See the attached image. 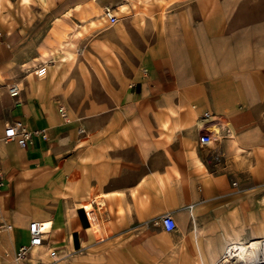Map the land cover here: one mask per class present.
<instances>
[{
  "label": "crops",
  "instance_id": "crops-1",
  "mask_svg": "<svg viewBox=\"0 0 264 264\" xmlns=\"http://www.w3.org/2000/svg\"><path fill=\"white\" fill-rule=\"evenodd\" d=\"M92 1L100 10L102 6L129 3ZM191 6L195 13L188 20L194 18L195 23L190 28L195 30V40L203 39L200 21L204 2L196 0ZM155 18L157 27L163 25V38L157 36L155 40L170 39L173 20L183 19L166 15L163 20ZM77 33L75 30L71 37L76 39ZM125 36L121 34L120 39L124 41ZM131 36L133 41L139 40L135 34ZM67 41L46 43L54 49L57 43ZM71 46L69 42L65 51L74 55ZM47 47L39 53L41 63L52 53ZM44 53L48 55L44 57ZM147 53V57L157 54L152 49ZM191 60L189 80L197 81L203 75L198 73L199 59ZM200 61L203 63L201 57ZM51 63L46 60L45 65ZM210 64V69L205 67L206 76L218 69L217 61ZM124 69L122 74H116V78L119 74L121 78L95 82L105 91L119 90L112 94L101 92L103 95L92 99V103L76 99L86 81L78 80V86L74 83L59 94L63 82L54 78L26 80L24 92L19 93L20 105L14 106L9 97L5 100L11 107L0 119V134L4 122L19 121L28 130L44 129L47 139L34 138L25 148L14 142L0 143V222L11 227L0 232V264L3 253L14 261L12 253L17 245L26 242L31 221L39 223L45 233L43 244L35 253L47 260L46 249L50 247L57 253L58 264H63L60 258L65 256L70 258L69 264L72 257L79 264H86L90 249L109 247H114L117 255L100 259L110 264H207L209 257L221 255L230 244L229 219L234 218L230 214L233 209L212 207L215 198L232 193L230 183L224 175L207 172L194 147L201 133L197 122L203 112L219 120L213 125L220 132L208 146L198 149L208 151L225 129L229 131L230 143L237 145L232 125L220 117L223 109L216 111L202 100L189 103L186 96L176 97L173 102L172 94L162 89L160 79L165 77V71L156 61H150L142 71ZM64 103L72 113H68ZM58 105L64 106L69 123L64 124L59 118ZM174 105L179 108L176 116L170 114ZM186 106L193 111L189 112ZM76 128L82 132L77 133ZM46 200H51L52 205L49 210H42ZM188 205H192L190 211ZM165 213H170L175 221L172 232H164L152 223ZM217 216L227 220V227L218 229L203 224L205 218ZM253 238L258 237L242 239Z\"/></svg>",
  "mask_w": 264,
  "mask_h": 264
},
{
  "label": "rangeland",
  "instance_id": "rangeland-1",
  "mask_svg": "<svg viewBox=\"0 0 264 264\" xmlns=\"http://www.w3.org/2000/svg\"><path fill=\"white\" fill-rule=\"evenodd\" d=\"M126 1L129 3L111 6L117 22L109 26L99 20L100 7L92 0H0V119L11 107L5 103L8 98L5 88L10 82H17L23 93L26 80L54 78L63 82L62 90H58L61 94L74 83L77 85L78 80L86 81L76 99L92 103V99L103 95L101 92L112 94L119 90L105 91L95 85L96 81L111 82L121 78L124 68L142 71L150 61H156L165 71V77L160 79L162 89L172 94L173 102L176 97L186 96L189 103L202 100L216 111L223 109L220 117L232 125L237 145L230 143L227 129L208 151L198 149L196 142L194 145L205 163V170L224 175L230 183L232 193L215 198L212 207L233 209L230 214H234V218L229 219L230 244L264 239V0H203L200 21L203 39L198 40L194 39L195 30L190 28L194 26V18L188 20L195 13L191 3L196 0ZM165 15L183 19L173 20L170 39L155 40L157 36L163 38V25L156 26L155 16L163 20ZM75 30L79 31L76 39L71 37ZM121 34H127L124 41L120 39ZM132 34L139 40L133 41ZM57 39L68 41L57 43L54 49L46 43H55ZM69 42L74 55L66 54ZM46 46L52 53H44V57L47 54L45 59L52 63L46 66L43 77L35 78L32 70L41 63L39 53ZM151 49L157 52L155 57H147ZM59 53L66 56L61 57ZM193 57L199 59L198 73L203 74L197 81L189 80ZM204 57L208 58L207 62ZM213 61L218 62L217 71L204 75L205 67L210 69ZM31 64L33 66L29 67ZM117 72L121 74L116 78ZM18 99L22 101L20 95ZM64 105L68 113H72V109ZM178 110L174 105L170 114L176 116ZM205 129L212 135L211 139L220 132L212 124ZM42 203V210H49L52 205L51 200ZM203 224L218 229L228 225L227 220L219 216L205 218ZM252 237L258 238L242 239ZM214 244L211 246L215 247ZM89 251L86 264H110L100 258L112 259L117 255L114 247ZM2 256L1 264H14L9 254ZM219 256L209 257L207 264H213ZM68 259V256L61 257L60 261L69 264ZM73 259L71 264H79Z\"/></svg>",
  "mask_w": 264,
  "mask_h": 264
},
{
  "label": "built area",
  "instance_id": "built-area-1",
  "mask_svg": "<svg viewBox=\"0 0 264 264\" xmlns=\"http://www.w3.org/2000/svg\"><path fill=\"white\" fill-rule=\"evenodd\" d=\"M99 20L103 23L112 26L116 24L117 18L112 12L111 6H102L100 10ZM46 73V65L44 63H38L32 70V74L39 78L43 77ZM6 95L7 97L13 99V105H19L18 96L21 88L18 86L17 82H10L6 85ZM57 114L63 123H69L70 118L63 105H58L56 108ZM212 115L208 112H203V118H210ZM201 128V127H200ZM76 132L80 133L82 130L76 128ZM34 138H39L41 140H46V132L42 128H37L33 130H28L21 122L12 121L4 122L2 124V130L0 134V143L14 142L19 148H25L26 146L32 144ZM211 137L210 134L203 128H201V133L196 138V143L199 148L206 147L210 144ZM1 175V172H0ZM192 205H188L187 209L190 211ZM94 212V211H93ZM95 214V213H94ZM84 216L87 222V226H90L87 213L84 211ZM156 226H159L164 232H172L176 228L175 221L170 213H165L157 217L153 222ZM11 227L8 224H3L0 222V232L8 231ZM44 234L41 232L39 223L31 221L27 227V240L25 243L19 244L14 249L12 253V258L14 264H54L57 259V253L54 249L48 247L46 250L47 260H42L38 253L31 254L30 250L32 248L38 247L43 244Z\"/></svg>",
  "mask_w": 264,
  "mask_h": 264
},
{
  "label": "bare ground",
  "instance_id": "bare-ground-1",
  "mask_svg": "<svg viewBox=\"0 0 264 264\" xmlns=\"http://www.w3.org/2000/svg\"><path fill=\"white\" fill-rule=\"evenodd\" d=\"M210 119H212L213 121L209 122ZM218 121L219 120L216 118L202 117L198 122V125L201 128L205 129L211 124L213 125L219 123ZM228 135H229V131L227 130V136ZM40 228L42 227L40 226ZM41 246L42 245L32 248L30 250L31 254H34L35 251ZM213 264H264V239L251 240L244 243H241L239 241L237 243L229 244L228 246L225 247L223 253Z\"/></svg>",
  "mask_w": 264,
  "mask_h": 264
}]
</instances>
